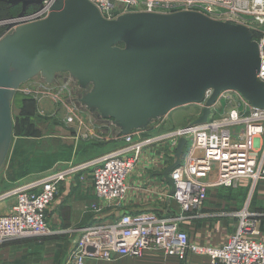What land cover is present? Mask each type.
Instances as JSON below:
<instances>
[{"label": "built area", "instance_id": "obj_1", "mask_svg": "<svg viewBox=\"0 0 264 264\" xmlns=\"http://www.w3.org/2000/svg\"><path fill=\"white\" fill-rule=\"evenodd\" d=\"M51 1L43 0L14 21L30 22L46 17ZM89 1L107 19L126 12L177 10H196L221 19L218 14L224 10L228 13L227 19L251 30L261 61L264 60V0ZM256 76L264 84L262 66ZM209 94L207 91L201 102L189 104L194 107L193 118L183 125L148 136L132 130L121 135L123 142L118 147L50 171L1 194L0 201L12 198L13 202L8 211L0 215V242L51 233L46 210L60 185L78 174L81 181L89 178L92 184L94 197L85 207L91 220L73 228L78 237L64 264H85L88 259L140 257L145 252L179 260L195 254L205 256L208 264H264V239L256 238L260 231L255 219L241 221L221 244H198L182 227L185 220L204 215L202 211L210 188L235 185L242 178L254 183L264 179V108H253L238 92L226 90L220 92L209 107L206 121L192 124L202 114ZM232 98L237 103L226 112L221 105ZM180 138L185 139V144L179 163L169 173L172 185L169 184L171 190L165 195L177 204V212L163 216L151 210L126 211L127 176L139 156L153 145H168L175 152Z\"/></svg>", "mask_w": 264, "mask_h": 264}, {"label": "water", "instance_id": "obj_2", "mask_svg": "<svg viewBox=\"0 0 264 264\" xmlns=\"http://www.w3.org/2000/svg\"><path fill=\"white\" fill-rule=\"evenodd\" d=\"M20 4L17 14L0 19V168L10 149L11 103L19 86L41 75L46 83L66 73L82 93L74 99L115 135L146 128L180 106L205 100L192 124L204 123L218 94L238 92L264 108L262 66L251 30L229 19L196 10L134 11L104 18L89 0H52L46 17L14 21L27 6L43 0H0ZM185 144L180 138L169 173ZM172 185V184H171Z\"/></svg>", "mask_w": 264, "mask_h": 264}, {"label": "rangeland", "instance_id": "obj_3", "mask_svg": "<svg viewBox=\"0 0 264 264\" xmlns=\"http://www.w3.org/2000/svg\"><path fill=\"white\" fill-rule=\"evenodd\" d=\"M218 15L221 19H227L228 13L221 10ZM66 76V73H59V78L54 82L46 83L41 75H37L19 86L13 98L15 106L12 116L13 130L17 137L11 143L15 150L16 166L14 168L23 170L29 164L31 170L40 169L43 164L48 165L63 158L67 160L74 158V161H79L91 154L104 152L122 144L123 138L120 135L114 136L116 130L114 131L111 125H104L99 120L98 123L92 114L78 106L74 99L82 91L75 82L70 83ZM236 103L235 98H232L229 102L223 101L221 106L227 112ZM22 108L24 109L21 111ZM193 108L190 105L180 106L167 113L162 120L160 118L164 132L189 122L193 118ZM81 141L84 143H79ZM86 141L89 144L85 143ZM74 144H77V148L72 156ZM45 145L47 151H43ZM153 146L150 147L153 148ZM158 148L163 149L167 161L174 159L175 152L171 151L168 145ZM171 155H173L172 158ZM75 177L80 180L78 174L72 179ZM218 190L224 193L217 197L214 193ZM202 212L204 215L195 220L198 221L201 218L202 221H209L210 224L220 222L217 227L219 235L224 232L233 233L243 220L255 219L260 231L256 238L263 239L264 179L254 183L251 179L242 178L235 185L210 188Z\"/></svg>", "mask_w": 264, "mask_h": 264}, {"label": "crops", "instance_id": "obj_4", "mask_svg": "<svg viewBox=\"0 0 264 264\" xmlns=\"http://www.w3.org/2000/svg\"><path fill=\"white\" fill-rule=\"evenodd\" d=\"M2 3L7 4L6 2ZM7 5L16 7L18 10L17 13L20 10V4L14 6ZM26 8L28 11H31L36 8V5L30 4ZM0 29H2L3 34L5 27L0 26ZM14 110L15 106L12 100V116ZM158 121L156 120L150 123L144 129H139L141 135L148 136L158 132H164L161 127V122ZM14 134L13 130L11 143L17 138ZM114 136L116 137V135ZM120 137L122 138L121 135ZM79 143L82 144L84 142L81 141ZM85 143L89 144L88 141ZM76 145L74 144L72 149V156L75 154ZM14 151V147L10 145L6 160L2 166L3 168H0L1 194L15 188L21 183L33 180L50 171L64 168L70 163H79L95 155L104 153L101 151L94 155L91 154L79 161H74V158L70 160L63 158L64 160H56L48 165L43 164L41 166L42 169L31 170L29 164H27L25 169L21 170V168H14L16 166L14 162ZM43 151H47L46 145L43 147ZM163 153V149L153 147L141 154L133 170L127 176L129 189L125 199L126 211L137 212L151 210L163 216H171L177 212V204L165 197L166 192H170L171 188L169 182L163 176V171L174 160L167 161ZM223 193L222 190H218L214 194L218 197V195ZM93 197L90 179L81 181L75 177L74 179L63 182L54 200L46 210L52 232L42 236L22 237L0 242V264H64L78 237V233L73 228L76 229L78 226H83L91 220L90 215L85 212V207L93 200ZM12 202V198L0 201V215L8 211ZM195 219L197 218L185 220L182 227L187 230L191 239L198 244H221L232 233L224 232L225 235L222 233L219 235V229L217 227L220 225V222L217 221L216 224H210L209 221H202L201 218L198 221ZM85 264H208V260L205 256L195 254H188L186 259L179 260L174 256H163L154 252H145L140 257L124 256L113 260L88 259Z\"/></svg>", "mask_w": 264, "mask_h": 264}, {"label": "trees", "instance_id": "obj_5", "mask_svg": "<svg viewBox=\"0 0 264 264\" xmlns=\"http://www.w3.org/2000/svg\"><path fill=\"white\" fill-rule=\"evenodd\" d=\"M17 8L16 7H10L5 3L0 2V19H4L7 17H10L12 15H15L17 13ZM2 29H0V35L2 34ZM24 108L21 109V111Z\"/></svg>", "mask_w": 264, "mask_h": 264}, {"label": "flooded vegetation", "instance_id": "obj_6", "mask_svg": "<svg viewBox=\"0 0 264 264\" xmlns=\"http://www.w3.org/2000/svg\"><path fill=\"white\" fill-rule=\"evenodd\" d=\"M28 11V10H27ZM58 77V76H57ZM67 77V76H66Z\"/></svg>", "mask_w": 264, "mask_h": 264}]
</instances>
